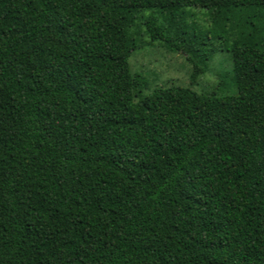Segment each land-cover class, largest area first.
I'll list each match as a JSON object with an SVG mask.
<instances>
[{"label": "trees", "instance_id": "obj_1", "mask_svg": "<svg viewBox=\"0 0 264 264\" xmlns=\"http://www.w3.org/2000/svg\"><path fill=\"white\" fill-rule=\"evenodd\" d=\"M217 38L236 96L144 95ZM0 264H264V0H0Z\"/></svg>", "mask_w": 264, "mask_h": 264}, {"label": "rangeland", "instance_id": "obj_2", "mask_svg": "<svg viewBox=\"0 0 264 264\" xmlns=\"http://www.w3.org/2000/svg\"><path fill=\"white\" fill-rule=\"evenodd\" d=\"M158 15L156 12L148 11L142 15ZM195 20L198 24L208 29L209 24L206 15L200 10H193ZM186 22L191 23L188 19ZM213 33V32H212ZM214 55L207 63L204 74L192 82V65L182 54L171 53L159 43L137 48L131 55L129 62L133 73L143 76L148 82V89L143 93L148 95L156 88H166L172 85L176 87H191L198 93H213L218 96H236L237 87L232 81V60L230 57V46L222 39H214Z\"/></svg>", "mask_w": 264, "mask_h": 264}]
</instances>
